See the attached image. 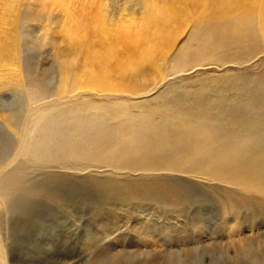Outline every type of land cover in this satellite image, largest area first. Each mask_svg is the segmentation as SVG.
Segmentation results:
<instances>
[{"label":"rangeland","instance_id":"1","mask_svg":"<svg viewBox=\"0 0 264 264\" xmlns=\"http://www.w3.org/2000/svg\"><path fill=\"white\" fill-rule=\"evenodd\" d=\"M9 1L0 0V35L12 28ZM153 1L183 0H18L21 20L13 28L22 56L14 62L23 86L0 85V155L8 163L1 168L5 173L24 164L20 172L31 176V184L55 180L61 190L35 194L55 218L50 228L28 235L0 201V264H209L212 257L218 264L258 262L257 255L242 253L248 241L264 239V177L255 183L243 169L227 166L232 155L251 154L242 143L248 131L264 128V30L257 16L237 39L217 30L226 25L217 11L187 3L168 50L142 64L137 77L85 74L79 47L61 31L71 15L84 18L100 8L106 22H125L138 39L136 50L145 27L150 24L151 32L154 26L147 11ZM257 2L256 9H264V0ZM25 13L30 17L21 18ZM13 101L20 112L11 115ZM39 111L96 122L38 123L35 135L50 149L33 145L40 149L33 160L32 146L26 157L18 149L25 121ZM215 155L226 166H217L218 156L209 158Z\"/></svg>","mask_w":264,"mask_h":264},{"label":"bare ground","instance_id":"2","mask_svg":"<svg viewBox=\"0 0 264 264\" xmlns=\"http://www.w3.org/2000/svg\"><path fill=\"white\" fill-rule=\"evenodd\" d=\"M55 1H58V0H55ZM257 1H259V0H183L180 4H176V2L175 3H171V2L167 3L165 1H163L162 3L159 4L158 2L153 1L147 11L150 14L149 22H153L154 26H153L151 32H148V29L150 28V24H149V27H145L146 32H145L144 37H143L142 42H141L142 46L137 48L136 50H134L135 47H134L133 42L137 41L138 39H134V38L129 36L128 31L126 29L127 26H126L125 22L121 21V20H119L118 23H113V21H110V23L106 22L105 19L103 18V15L101 14V12H99L100 8L98 9V11L85 12L84 18H82L81 13H80L81 17L77 16V18H75L74 16L72 17V15L70 18V15H69L68 17L70 19L68 20V18H66V20H68V22L65 21L67 23H65L63 25L65 27H63V30H61V31L64 32L63 35L65 37L64 39H66V42L71 43L72 46H78L79 47V48H76V47H74V48L76 51H78L79 54L83 55L85 65L88 66L86 68V70L84 71L85 74L94 77L93 75H100V74H104V73L105 74H110V73L116 74L117 73V75H120L122 73H133V74H131V76L137 77V75L141 74V73H137V70L140 71L139 69H140V66L142 64L151 63V62L155 63V60H154L155 57L157 55L165 54L166 49L168 50V47H169V45H171V42L173 40V37L178 33V30L182 24L178 18L183 13L182 11L186 7L187 3H188V6L190 8L192 6H196L199 4L202 7L201 3H205L206 5L204 7H206V9L208 8L207 9L208 11H212V12L217 11V14H220L219 19L221 21L223 19H225V21L223 20L224 22H222V23L226 24L225 26L219 25L217 30L220 32V34H222V35L229 34V35H232L233 38L239 39L238 36H241L240 33H243L244 31L245 32L248 31L246 24L248 23V20L251 19L254 14L259 19L261 32L264 30V9H262L261 7L257 8L258 10L256 9L255 5H257V4H255V2H257ZM86 4H85V6H86ZM93 4L94 3H92L91 6ZM63 5H65V7H67L66 4H63ZM96 5H98V4H96ZM9 6H10V8H8L9 10L15 11V13L13 12V14L10 15V18H12V19H10L11 20L10 21L11 26H12V28L13 27L17 28V27H19L18 24L21 20V19L19 20L20 17L18 16L20 14L19 10L17 11L18 0H10L8 7ZM179 6H181V7H179ZM261 6L264 7L263 4ZM68 8H69V6H68ZM80 10H83V9L80 8ZM96 10H97V8H96ZM22 11H24V10H22ZM67 11H69V10H67ZM184 11H187V10H184ZM3 16H1V17H3ZM26 17H30L28 15V13L21 15V18H26ZM3 19H4V17H3ZM25 20H27V19H25ZM0 21H2V20H0ZM7 21H9V20H7ZM10 23H8V24H10ZM259 23L257 22V24H259ZM249 25H250V23H249ZM5 26H7V24ZM12 28L9 27L8 31L6 30L7 31L6 34L0 35V77L5 78L4 81L2 79L0 85H2L4 87H6L5 85H8L7 87L17 89V91H18V88L20 89L23 85H22V81L19 79L21 77H18V73L16 70L17 66L15 65L17 62H14V60H15L14 58H20V56H22V55H20V52L18 50V48H20L19 36H18V33L16 32L18 30H16L15 28H13V29ZM4 29L5 28H3V30ZM226 36H228V35H226ZM208 48H209V45L207 46V49ZM201 49H204V47H202ZM60 62H61V64H60L61 72L65 73V70H64L65 61L63 59H60ZM17 65L19 66L18 63H17ZM18 71H20V70H18ZM100 79H102V78H100ZM99 84L105 86L106 83H104L102 81V82H99ZM2 89L3 88H0V90H2ZM1 96H2V94H1ZM13 102H14L13 104H12V102L9 104V106H11L14 109L13 112L9 113L11 115L20 112L19 106L14 107L17 104V102L16 101H13ZM7 103H9V101ZM31 109L32 108L29 109L30 113H32ZM45 111H44V113H41L42 111H39V113H35V112H37V111H35L32 115H30L31 117L29 116L30 117L29 120L25 121V123H27V125L24 124V126H23V127H25L24 133H23L24 136L21 137L22 141H21V145L18 149L19 152L23 153V155H24V152H26L28 150L29 146H32V149L34 148L36 151L39 150V152H40V149H36L35 147H33V145L36 146L35 144H37L38 147L40 145V148H43V147L45 148V146H44L45 141L40 140L41 137L37 138L38 135H35L37 133L36 132L37 129L34 132V130H35L34 128L35 127L37 128V126L39 125L38 123H41L39 126H42V122L43 123L48 122V124H49V122H55V123L58 122L59 124L60 123H64V124L66 123L67 124L69 122V123H71V126H72L71 121H74V123L77 124V122H79V121L80 122L85 121V120L93 121V119H94L93 118L92 120H89V118L88 119L83 118L84 120L83 119L79 120L77 118L78 116H73V118H71L72 114H71V117H70V115H69V117H68V115H67V117H64V115L66 116V114H63V115L58 114V117H59L58 118V117H55L53 115H46ZM57 113H59V111ZM9 114L6 115V117L8 119L11 117V116L9 117ZM2 117H4V116H2ZM6 117L4 119H7ZM257 118H259V116ZM258 120L260 121V119H258ZM6 121H8V120H6ZM75 121H77V122H75ZM88 121H85L84 122L85 124H83V125L84 126L90 125V124H86V123H88ZM80 122H79V124L81 125ZM95 122H94V124H95ZM11 123H9V124H11ZM14 123H17V122H14ZM18 124H20V123H18ZM79 124H78V126H79ZM14 125H15V127L19 126V125L16 126V124H14ZM83 125H81V126H83ZM46 126H48V125L46 124ZM56 126H58V125L56 124ZM60 126H61V124L58 127H60ZM75 126L76 125H74V127ZM15 127H14V129H15ZM43 127H44V125H43ZM260 127L263 128V126H260ZM51 128H54V127L50 126V130H51ZM259 128H254V130L252 129V130L248 131V134L242 138V143L244 144V146L248 147L245 150L247 152H251V154L247 155V156L241 155V157H234V158L232 155V160H233L232 162H234V163L229 162L227 164L228 167L239 168V170H240V168L243 169L245 172V173H243L244 176H249L250 178H252V181L253 180L254 181L255 180H257V181L262 180V178L264 177V131L262 129H259ZM18 129H20V128H18ZM40 129L41 128L38 127V131ZM44 129H46V128L44 127ZM55 129H58V128L55 127ZM0 130H2V129H0ZM32 130H33L34 134L32 133ZM46 130H47L48 134L51 133L48 131V129H46ZM54 130L52 132V135L55 132ZM57 132H58V130H57ZM65 132H63V133H65ZM67 132H69V131H67ZM77 132H78V130H77ZM63 133H61V134H63ZM38 134H40V132ZM42 134H44V133H42ZM33 135H35V136L33 137ZM66 135L68 138V134H66ZM58 136H64V135H58ZM5 137H7V136H5ZM49 137H50V135H49ZM8 138H5V139H8ZM43 138H44V136L42 137V139ZM54 138H51L50 140H52ZM1 139L2 138H0V140ZM69 139H68V141H69ZM56 140L54 139V140H52V142H54ZM58 140H59L58 143H61L60 142L61 139H58ZM64 140L65 139H63V143H64ZM65 141H67V140H65ZM68 141L65 144L68 145ZM31 142H32V145H31ZM239 142H240V140H239ZM11 143H13V142H11ZM46 143H48L47 140H46ZM70 143H73V142H70ZM7 144H8V141L6 144L4 143V145L6 148H9V146L8 147L6 146ZM18 144H20V143H18ZM78 144H79V142H78ZM10 145L12 146V144H10ZM55 145H57V144H54V146ZM61 145H64V144H61ZM71 145H73V144H71ZM11 146L9 149H11V151H13L14 148L12 149L13 146L12 147ZM49 146H50V142H49ZM57 146H59V145H57ZM3 148H4V146H3ZM68 148H69V146H68ZM71 148L72 147H70V149ZM9 149H8V151L11 152ZM47 149H50V148L47 147ZM47 149L45 148V152H47L46 151ZM33 150H31V151H33ZM68 150H67V152H70V150L69 151ZM9 152H7V153L5 152V153L8 154ZM19 152H18V154H21ZM49 152H50V150H49ZM28 153L29 152H27V154ZM32 153H33L32 159L34 160V158H33L34 154L37 155L38 151L32 152ZM42 153H39V154L43 155ZM0 154H2V148L0 149ZM27 154H26V156H27ZM28 155H30V154H28ZM43 156L45 158L46 154ZM217 156L218 155L210 156L209 158H213V157H217ZM15 157L16 156H14V160H12V158L11 159L9 158L10 160H8V161L12 160L11 163H13V161H15ZM41 157L40 158L36 157V160H38V159L40 160ZM1 158H2V156L0 155V201H2L3 204L7 207L6 209L8 210L10 215L15 216L16 227H20L19 229H24V226H26L27 235L29 232L31 234L33 233L32 232L33 228L37 231H40V230L43 231V229L45 230V229L50 228V222L52 221V218H55V214H54L53 210H51L52 208L50 206H48L46 203L42 202L41 200H36L35 194L38 192H41V191L61 190L60 187L59 186H53V184L55 183V182L53 183V181H55V180H52V179H51L52 183H50V182H46V181L44 182V180L43 181L41 180V182H39L36 180L37 178H35V182L37 181V183L32 182V184H31V182L29 181L31 176H30V178H28L27 174L25 175L24 173L20 172V170H22L24 168V164H22V166H18L19 163H18V165L14 164L13 166H16V168L13 167L12 169H15V171H9L8 170L7 172L4 173L2 168H1V163H2ZM2 159H4V158H2ZM29 159H31V158H29ZM29 159H28V161H29ZM217 159L219 160L217 162L218 163L220 162L219 164H217V166H219V168H223V166H226L224 164V161H222L223 157L218 156ZM33 160H31L32 163H33ZM22 162H25V161H22ZM5 163H7V162L5 161ZM5 163H2V164H5ZM3 166H5V165H3ZM199 167L203 169V166L198 164V168ZM233 171H236V170L234 169ZM22 174L24 176H22ZM252 181L246 180V182H252ZM257 181H255V183ZM7 210L5 212H7ZM52 215H54V216L51 218ZM256 250H257V252H256ZM258 251H259V253H258ZM242 254H243L242 255L243 257L244 256L250 257L252 254L257 255L258 256L257 257L258 262H255V264H264V239L259 238L255 241H248L245 245V248H244V251ZM0 257H1V255H0ZM238 257H240L239 254H238ZM236 259H238V258H236ZM239 261H240V259H239ZM209 264H218L217 258L212 257V259H210V261H209Z\"/></svg>","mask_w":264,"mask_h":264}]
</instances>
